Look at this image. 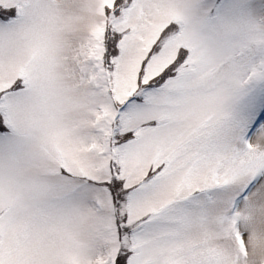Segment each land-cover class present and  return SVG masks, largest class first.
I'll list each match as a JSON object with an SVG mask.
<instances>
[{
  "label": "snow or ice",
  "instance_id": "6c2138e0",
  "mask_svg": "<svg viewBox=\"0 0 264 264\" xmlns=\"http://www.w3.org/2000/svg\"><path fill=\"white\" fill-rule=\"evenodd\" d=\"M0 264H264V0H0Z\"/></svg>",
  "mask_w": 264,
  "mask_h": 264
}]
</instances>
